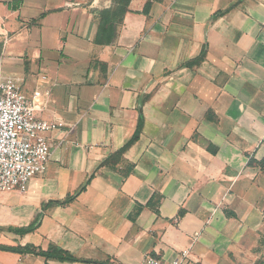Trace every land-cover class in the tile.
Segmentation results:
<instances>
[{
  "label": "crops",
  "instance_id": "0c3cea01",
  "mask_svg": "<svg viewBox=\"0 0 264 264\" xmlns=\"http://www.w3.org/2000/svg\"><path fill=\"white\" fill-rule=\"evenodd\" d=\"M146 2L100 45L112 0H0V77L65 124L28 190H0V264L264 257V0ZM54 246L79 260L7 249Z\"/></svg>",
  "mask_w": 264,
  "mask_h": 264
},
{
  "label": "built area",
  "instance_id": "2783aa9c",
  "mask_svg": "<svg viewBox=\"0 0 264 264\" xmlns=\"http://www.w3.org/2000/svg\"><path fill=\"white\" fill-rule=\"evenodd\" d=\"M48 101L47 91L37 88L27 95L18 77H0V190L25 192L32 178L45 172L51 155L46 133L65 126L61 120H47L38 115ZM187 255L188 250L182 258L174 260L149 256L143 264H184Z\"/></svg>",
  "mask_w": 264,
  "mask_h": 264
},
{
  "label": "trees",
  "instance_id": "16d2710c",
  "mask_svg": "<svg viewBox=\"0 0 264 264\" xmlns=\"http://www.w3.org/2000/svg\"><path fill=\"white\" fill-rule=\"evenodd\" d=\"M131 1L132 0H112V4L110 6L101 8L96 11V15L98 18V29L94 39V42L96 44L109 45L115 41L117 37L118 25L122 22L124 15L129 10ZM161 1L163 0H147L143 9V13L149 14L153 3L161 2ZM16 7H18V5H16ZM2 52H3V44L0 43V55L2 54ZM142 127H143V117L141 116L137 130L134 136L131 138V140L125 146H123L119 151H117L114 155H112V157L105 160L101 164V166L115 165L116 162H118L122 158L123 154L126 152L128 147H130L139 138L140 133L142 131ZM70 199L71 197L68 200ZM33 227L34 225L28 229H32ZM7 249L15 250L19 252H25V251L32 252L46 257H58L61 259L79 260L77 257L70 254V252L55 246L47 251H44L42 249L38 250L35 247H25V248L7 247ZM255 264H264V259L263 258L259 259L258 261H256Z\"/></svg>",
  "mask_w": 264,
  "mask_h": 264
},
{
  "label": "rangeland",
  "instance_id": "374dc122",
  "mask_svg": "<svg viewBox=\"0 0 264 264\" xmlns=\"http://www.w3.org/2000/svg\"><path fill=\"white\" fill-rule=\"evenodd\" d=\"M87 2L89 3L90 2V0H87ZM25 11L27 12V13H29V12H33L34 11V9L32 8V7H29V6H26V8H25ZM25 11H24V13H25ZM7 61V60H6ZM4 62V61H3ZM1 66V65H0ZM17 68V70H18V66L16 67ZM21 68L22 69H19V70H25V74L27 73V70H28V66L25 68V66L24 65H21ZM23 72V71H22ZM1 75V74H0ZM11 75H14L13 73H7L6 71H3L2 72V76H11ZM19 75V74H18ZM20 77H21V79H20V81L23 83V79H25V77H24V75H19ZM26 77H28V75H25ZM27 85H29V82L27 83ZM264 258V257H263Z\"/></svg>",
  "mask_w": 264,
  "mask_h": 264
}]
</instances>
